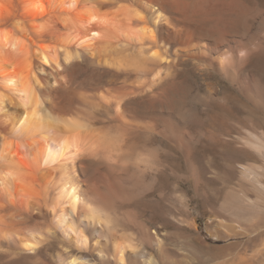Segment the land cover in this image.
Masks as SVG:
<instances>
[{
  "label": "rangeland",
  "instance_id": "1",
  "mask_svg": "<svg viewBox=\"0 0 264 264\" xmlns=\"http://www.w3.org/2000/svg\"><path fill=\"white\" fill-rule=\"evenodd\" d=\"M0 1L22 19L19 0ZM180 1L210 4L222 12L220 24L212 26L214 22H210L202 31L222 47L216 55L219 62L191 59L166 77L171 68L164 61L159 66L161 77L165 76L159 84L164 86L152 94L155 99L148 97L141 105L146 111L145 128L134 135L131 157L91 162L82 178L92 187L109 189L111 205L99 207L112 222L105 223V233L90 228L94 239L89 236L87 248L74 245L67 249L82 255L84 264H264V0ZM124 3L137 6L132 0ZM87 9L86 4L75 11L65 10L70 24L62 25L60 35H64L39 42L58 46L65 43L60 39L67 41L72 36L74 47L85 33L77 16ZM8 28L15 30L12 23ZM191 28L184 27L181 33L194 31ZM158 41L149 44L170 60L174 49L180 48L173 40L166 51ZM31 47L28 55L12 51L6 55L17 61L28 57L35 66L37 58ZM156 65L150 61L147 67ZM69 73L65 72L68 81L61 93L64 96L71 87L74 89L75 111L81 117L92 111L84 99L94 101L96 82L103 85L102 91L113 93L115 85L107 81L112 76L92 64L82 62L72 76ZM132 74L133 79L136 75L134 71ZM152 78L146 74L139 79L150 86ZM136 81L131 80L140 86ZM54 95L51 98L55 102L63 100L60 94ZM104 120L96 125L102 126ZM17 141L21 145L22 141ZM112 171L128 179L115 183L110 179ZM40 185L37 179L35 188L41 190ZM29 197L13 198V207L8 208L11 197L0 186V228L20 235L11 241L0 239V264H68L58 259L63 250L61 238L47 231L49 214H32L26 207ZM34 230L40 233L36 250L22 248L19 237ZM96 240L108 241L105 247L111 255L101 257ZM122 241L124 244L119 243ZM117 243L127 245L126 255L133 252L136 256L124 263L118 261L112 255Z\"/></svg>",
  "mask_w": 264,
  "mask_h": 264
},
{
  "label": "bare ground",
  "instance_id": "2",
  "mask_svg": "<svg viewBox=\"0 0 264 264\" xmlns=\"http://www.w3.org/2000/svg\"><path fill=\"white\" fill-rule=\"evenodd\" d=\"M48 1L46 5L42 0H19L22 19L16 18L0 1V186L11 197L8 208L13 207V198L29 194L26 207L32 214L35 211L37 217L42 212L49 214L47 231L58 234L63 243L59 260L84 264L82 255L72 254L67 249L74 245L87 248L90 228L105 233V223L112 221L99 207L111 205L109 189L92 187L82 176L96 159L121 161L131 157L134 135L145 128L146 111L141 105L164 86L159 84L165 78L161 77L159 67L164 61L171 68L166 77L191 59L211 64L219 62L216 55L222 47L212 43L202 31L210 22H214L212 26L220 24L223 18L222 12H217L210 4L203 6L180 0H132L137 6H129L125 0ZM86 4L88 9L77 16L85 33L74 47L72 36L67 41L60 39L65 43L58 46H44L39 42L64 35H60L62 25L70 24V15L65 10L75 11ZM11 23L15 30L8 28ZM184 27H192L194 31L190 29L191 32L183 34ZM157 40L165 45L166 51L173 40L180 43V48L171 53V60L150 46L149 42ZM31 46L37 58L35 66L28 57L17 61L6 55L10 51L28 55ZM150 61L156 62V67L148 68ZM82 62L111 75L112 79L107 81L115 85L110 94L102 91L104 87L100 82L94 84V101L84 99L92 108L85 117L75 111L74 89L71 87L64 96L61 93L68 81L65 72L72 76L74 68ZM130 70L136 75L133 79ZM124 74L126 79L122 80ZM146 74L153 77L150 86L149 83L143 85L139 79ZM135 79L141 81L140 86L133 85L131 80L135 82ZM54 93L63 96V100H52ZM20 107L24 109L22 112ZM102 119L107 120L97 126V121ZM17 139L22 141L21 145ZM110 176L113 182L128 179L115 171ZM37 179L41 181V190L34 186ZM28 232L19 237L18 242L22 248L36 250L40 233ZM18 234L0 228V239L11 241ZM95 243L101 257L111 255L105 247L108 241ZM120 244L117 243L112 253L118 261L124 263L136 256L133 252L126 255L127 245ZM151 261L152 258L148 262Z\"/></svg>",
  "mask_w": 264,
  "mask_h": 264
}]
</instances>
